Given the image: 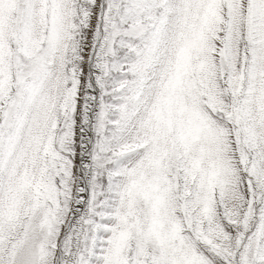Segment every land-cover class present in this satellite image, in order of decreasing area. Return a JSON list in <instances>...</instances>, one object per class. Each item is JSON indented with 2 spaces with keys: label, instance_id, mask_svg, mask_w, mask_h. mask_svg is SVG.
Listing matches in <instances>:
<instances>
[{
  "label": "snow or ice",
  "instance_id": "6c2138e0",
  "mask_svg": "<svg viewBox=\"0 0 264 264\" xmlns=\"http://www.w3.org/2000/svg\"><path fill=\"white\" fill-rule=\"evenodd\" d=\"M0 264H264V0H0Z\"/></svg>",
  "mask_w": 264,
  "mask_h": 264
}]
</instances>
